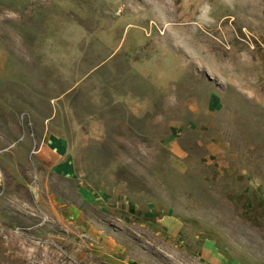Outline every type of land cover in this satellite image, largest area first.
Segmentation results:
<instances>
[{
    "label": "rangeland",
    "instance_id": "1",
    "mask_svg": "<svg viewBox=\"0 0 264 264\" xmlns=\"http://www.w3.org/2000/svg\"><path fill=\"white\" fill-rule=\"evenodd\" d=\"M204 243L264 264V0H0V264Z\"/></svg>",
    "mask_w": 264,
    "mask_h": 264
},
{
    "label": "crops",
    "instance_id": "2",
    "mask_svg": "<svg viewBox=\"0 0 264 264\" xmlns=\"http://www.w3.org/2000/svg\"><path fill=\"white\" fill-rule=\"evenodd\" d=\"M81 196V199L82 200H84L85 202H86V195H80ZM89 202H91V201H87V203H89ZM159 219V218H158ZM166 218H164V217H162V218H160L158 221L159 222H163L164 220H165ZM172 225H174V223H172ZM201 255L203 256V257H207L208 258V260H210V258H212L211 260L212 261H216V263H214V264H219V260H218V258L211 252V248L209 247V245L207 244V243H204V245L202 246V248H201ZM124 264H127L126 262H124Z\"/></svg>",
    "mask_w": 264,
    "mask_h": 264
}]
</instances>
